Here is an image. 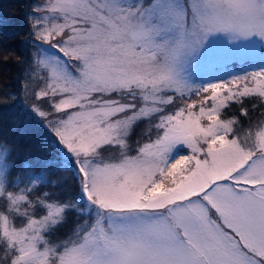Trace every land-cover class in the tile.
Listing matches in <instances>:
<instances>
[{"label": "snow or ice", "instance_id": "6c2138e0", "mask_svg": "<svg viewBox=\"0 0 264 264\" xmlns=\"http://www.w3.org/2000/svg\"><path fill=\"white\" fill-rule=\"evenodd\" d=\"M25 8L0 103L55 155L0 148V264H264V0Z\"/></svg>", "mask_w": 264, "mask_h": 264}, {"label": "trees", "instance_id": "16d2710c", "mask_svg": "<svg viewBox=\"0 0 264 264\" xmlns=\"http://www.w3.org/2000/svg\"><path fill=\"white\" fill-rule=\"evenodd\" d=\"M29 0H0V18L6 20V24L0 28V40L12 50L7 63H0V91L4 90L3 86L7 84L9 89L15 91L17 85L18 67L15 63L17 57L23 55L19 43L23 33L25 5ZM21 33V35H17ZM234 72H239L240 68H247L246 64H232ZM251 70V69H248ZM235 108V106H233ZM259 117V112L254 116ZM146 125L141 124L136 128L131 143L144 133ZM44 130L37 124L26 120L20 110L19 105L5 106L0 103V148L7 145L10 150L9 159L14 160L17 169L25 160L34 166L36 171L42 167L43 160L53 159L54 153L44 143ZM51 153V154H50ZM37 158H40L38 163ZM67 173L52 170L49 179L67 176ZM71 187V185H70ZM49 190V189H44Z\"/></svg>", "mask_w": 264, "mask_h": 264}, {"label": "rangeland", "instance_id": "374dc122", "mask_svg": "<svg viewBox=\"0 0 264 264\" xmlns=\"http://www.w3.org/2000/svg\"><path fill=\"white\" fill-rule=\"evenodd\" d=\"M232 64L240 65L241 63H240V62H238V61H233V62H232ZM232 64H231V65H232ZM230 70H231L232 72H234V71L232 70V68H231V67H230Z\"/></svg>", "mask_w": 264, "mask_h": 264}]
</instances>
